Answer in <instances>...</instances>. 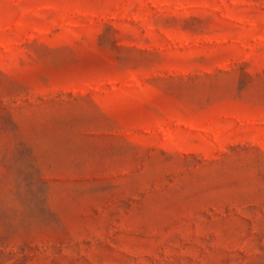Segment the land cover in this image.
<instances>
[{
  "label": "rangeland",
  "instance_id": "1",
  "mask_svg": "<svg viewBox=\"0 0 264 264\" xmlns=\"http://www.w3.org/2000/svg\"><path fill=\"white\" fill-rule=\"evenodd\" d=\"M0 264H264V0H0Z\"/></svg>",
  "mask_w": 264,
  "mask_h": 264
}]
</instances>
